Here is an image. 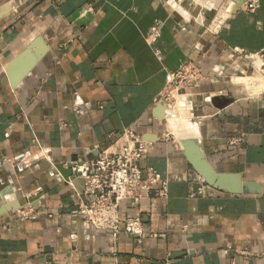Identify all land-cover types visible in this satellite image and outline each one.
Here are the masks:
<instances>
[{"label":"crops","instance_id":"crops-1","mask_svg":"<svg viewBox=\"0 0 264 264\" xmlns=\"http://www.w3.org/2000/svg\"><path fill=\"white\" fill-rule=\"evenodd\" d=\"M235 6L197 17L167 0H0L11 9L0 19V264H264V0ZM39 37L47 52L12 87L8 67ZM187 63L204 74L191 100L200 147L217 172L240 176L241 194L208 186L163 128ZM127 130L151 143L142 168L167 190L121 204L123 220H142V240L72 216L83 180L70 164ZM24 195L36 221L15 212Z\"/></svg>","mask_w":264,"mask_h":264},{"label":"built area","instance_id":"built-area-1","mask_svg":"<svg viewBox=\"0 0 264 264\" xmlns=\"http://www.w3.org/2000/svg\"><path fill=\"white\" fill-rule=\"evenodd\" d=\"M258 2L259 0H249L241 8L253 12ZM219 7L223 9V6ZM226 11L230 13L229 9ZM203 77L204 74L195 64L187 63L171 81L169 88L178 80L180 83L186 82L192 91L187 90L186 96L193 95L194 87ZM242 144L240 138L230 141L231 146L240 147ZM150 148L151 143L144 141L134 131L127 130L112 147L97 158H79L70 164L73 174L83 180V191L76 192L78 206L72 216L82 219L85 231L106 230L112 234L114 240L121 233H127L138 240L147 236L140 218H121L120 206L123 202L137 205L151 194L159 198L167 196L161 174L154 168H142L141 163L148 156ZM16 161L21 163L23 159L18 157ZM160 185L161 189L158 188ZM20 200L24 204L15 210L18 218L23 222L36 221L38 213L30 201V196L24 195ZM71 239L74 240L75 235ZM234 253L245 260L254 257L250 252ZM231 264L239 263L233 260Z\"/></svg>","mask_w":264,"mask_h":264},{"label":"water","instance_id":"water-1","mask_svg":"<svg viewBox=\"0 0 264 264\" xmlns=\"http://www.w3.org/2000/svg\"><path fill=\"white\" fill-rule=\"evenodd\" d=\"M247 1L249 0H234L236 3L234 12H238L241 6ZM6 15H3L0 11V19ZM35 48H39L36 55L32 54V50ZM47 50L48 48L45 45L43 37H39L32 46L12 62L7 69V77L12 87L16 88L30 74L38 61L43 58ZM181 146L184 155L194 172L200 176L208 186L231 194L242 193V189H240L239 186L240 176L226 175L217 172L204 155L200 147V140L196 138H187L181 141ZM23 204L24 202L21 201L20 205ZM7 210L9 209L7 208L3 211L6 212Z\"/></svg>","mask_w":264,"mask_h":264},{"label":"rangeland","instance_id":"rangeland-1","mask_svg":"<svg viewBox=\"0 0 264 264\" xmlns=\"http://www.w3.org/2000/svg\"><path fill=\"white\" fill-rule=\"evenodd\" d=\"M171 3V5L176 8L179 7L181 10L185 9L187 10L190 14H194L195 16H200L201 14L204 13H218L219 11H221V8L219 6H225V4L229 1V0H189V6H185L184 5V1L183 0H167ZM183 5V6H182ZM210 8V9H209ZM211 8L213 10H211ZM222 16H225V14H222ZM263 82V80H260V82ZM241 82V81H240ZM241 84L253 88L252 86H255V82H253L252 84H250L249 86L244 84L243 82H241ZM262 86V83H261ZM260 87V85L258 84V86H255L254 90H258ZM188 90V92H192L191 91V87L189 85L186 84V82L184 83H180V81L178 80L177 82H175L171 88L168 89L167 93L165 94V100L168 102L169 104V109L168 111L171 110V112L176 116L174 117V120L176 122L178 121H182L181 117H188V119L192 122H196L194 114L191 110L192 108V104H191V100H192V95L186 96V91ZM167 113V112H166ZM166 115V114H165ZM189 115V116H187ZM167 118V117H166ZM163 128L167 131H170L171 134V140L173 141H179L177 138V135L174 134V127L172 125V123L170 122V120L164 122ZM179 143V142H178Z\"/></svg>","mask_w":264,"mask_h":264},{"label":"bare ground","instance_id":"bare-ground-1","mask_svg":"<svg viewBox=\"0 0 264 264\" xmlns=\"http://www.w3.org/2000/svg\"><path fill=\"white\" fill-rule=\"evenodd\" d=\"M184 1V5L185 6H189V0H183ZM5 10V9H3ZM10 8L8 10H6V12H4L3 14V11H1V13L3 15H6L10 12ZM34 51V49L32 50ZM19 57V56H18ZM17 57V58H18ZM16 58V59H17ZM15 59V60H16ZM14 60V61H15ZM12 64V63H11ZM10 64V65H11ZM242 79V78H241ZM243 79H247V78H243ZM251 79V78H250ZM254 82V81H253ZM261 90H264V81L262 83V87H261ZM161 109V108H160ZM165 110V109H164ZM163 111V110H162ZM166 111V110H165ZM166 117L168 118V120H170V122L172 123L173 127H174V134L177 135V138L180 142V145H181V141H183L184 139H187V138H196V139H200L198 136L200 135V130H199V126L196 122H192L188 119V117H181V122L178 121L176 122L174 120V117H176L172 112L171 110L170 111H166ZM164 113V112H163ZM189 116V115H187ZM168 133H170V131H168Z\"/></svg>","mask_w":264,"mask_h":264}]
</instances>
